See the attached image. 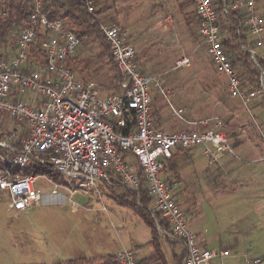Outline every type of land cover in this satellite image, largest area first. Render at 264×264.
<instances>
[{"label": "built area", "instance_id": "1", "mask_svg": "<svg viewBox=\"0 0 264 264\" xmlns=\"http://www.w3.org/2000/svg\"><path fill=\"white\" fill-rule=\"evenodd\" d=\"M84 2L87 12L93 14L92 0ZM193 3L198 34L216 73L226 80L228 97L247 106L255 94L249 95L242 87L241 76L222 45L220 22L236 11L244 17L240 26L254 42L249 53L255 60L260 50L264 53V23L257 12L258 0ZM42 6L43 0H31L28 24L18 33L14 54L0 59V115L17 128L0 140V195L9 201L6 210L24 212L38 206L39 188L44 184L51 187V195L63 192L70 200L88 189L99 194L97 183L109 186L117 180L133 191L145 183L152 199L151 213L167 226H157V232L182 247L181 264H212L215 259L229 257L228 251L209 250L198 243L173 197V187L164 179L174 150L202 147L204 155L215 161L216 153L230 150L225 133L211 129L191 133L157 130L151 91L160 89L162 81L139 71L127 32L115 24L101 25L99 33L122 81L119 93L101 96L95 84L77 79L66 68L65 61L75 53L79 39L63 20L48 19ZM39 29L45 37L37 44ZM189 64L188 59H179L175 69ZM263 78L264 72L262 89ZM22 127L27 137L19 140ZM128 156L134 158L135 165ZM33 165L60 175L67 185H56L44 174L22 176L18 172ZM115 260L117 264H138L130 249H120Z\"/></svg>", "mask_w": 264, "mask_h": 264}, {"label": "rangeland", "instance_id": "2", "mask_svg": "<svg viewBox=\"0 0 264 264\" xmlns=\"http://www.w3.org/2000/svg\"><path fill=\"white\" fill-rule=\"evenodd\" d=\"M193 5V0H98L95 9L101 11L100 26L115 24L127 32L139 71L160 77L158 90L162 93L155 95L160 98H155L153 109L159 108L162 117L157 115L161 120L155 121L156 129L158 125L167 133L194 126L205 130L200 126L204 123L207 130H221L226 136L240 132L249 136L246 149L233 148L229 143L230 150L216 153L218 164H228L225 175L232 171V179L226 188L210 190L199 198V224L206 230L209 250L230 253L229 258L215 259L213 264H264L263 89L245 87L255 94L247 106L228 97L226 80L215 72L198 34ZM257 6L264 23V0H258ZM19 31L9 33L7 44L0 50L2 55L14 54ZM102 42L107 46L100 34L80 40L69 59L85 61L73 74L95 84L106 96L118 92L121 78L116 67L111 68L113 61L109 65L107 58L101 57ZM183 58L188 59L189 66L175 69L176 61ZM216 124L220 126L215 128ZM15 128L12 120L0 115L1 133L7 136ZM22 130L19 139L27 137ZM97 185L100 200L98 192L91 189L68 200L63 192L51 195V187L44 184L39 188L40 204L24 212L7 211L9 201L0 195V264L100 263L122 248L135 252L138 260L149 256L148 227L136 214L117 206L106 186ZM163 246L170 258L171 246ZM181 250L179 247L176 252Z\"/></svg>", "mask_w": 264, "mask_h": 264}, {"label": "trees", "instance_id": "3", "mask_svg": "<svg viewBox=\"0 0 264 264\" xmlns=\"http://www.w3.org/2000/svg\"><path fill=\"white\" fill-rule=\"evenodd\" d=\"M92 5L94 7V13L89 14L85 7L84 0H43L42 11L47 16L48 19H60L66 22L67 27L71 30L76 37L80 40L86 39L89 36L96 35L99 33L100 20L98 18L100 10L95 8L98 5V0H92ZM31 11V0H0V50L3 46L7 44V37L12 29L21 30L23 27L28 24V16ZM257 12L259 13V8L257 6ZM244 17L239 12H232L231 18H226L220 22V34L222 36V45L226 50L227 54L230 56L233 66L238 70V73L242 79V87L245 89L246 86H251L261 90L262 83V72H264V53L260 50L257 56L252 59L249 50L254 48V42L251 38L247 36V29L243 26ZM38 37L36 43L38 44L42 38L45 37L42 34V30H38ZM202 41V39H201ZM101 57L107 58L108 64L111 65L112 60L108 47L101 44ZM37 48L35 47L32 51L35 55ZM15 51V47H14ZM9 56H4L0 53V59H8ZM29 59V63L31 62ZM211 62V61H210ZM85 64V61L75 62V59H66L65 66L71 71H78L81 66ZM111 68L115 69V66L112 65ZM117 71V69H115ZM215 70V69H214ZM216 72V71H215ZM82 71H80V74ZM120 75V73H119ZM120 82L122 81V76L120 75ZM120 84V83H119ZM119 85H117L118 87ZM99 90L98 86H96ZM119 89V87H118ZM263 89H264V78H263ZM100 91V90H99ZM120 89L118 92L119 93ZM155 94L153 97L152 94V113L155 122V118L159 114V108L153 109V104L156 101L155 96L157 93H162L160 90L155 89ZM246 91V90H245ZM251 90L246 91L249 95ZM160 98V97H159ZM180 113L182 110H178ZM161 117V116H159ZM158 117V118H159ZM156 118L157 122H160L161 118ZM232 119V117H230ZM230 119L224 122L225 128H227L230 123ZM161 125V124H159ZM200 126L201 123H200ZM198 127V126H197ZM196 126L193 128L185 127L180 132L191 133L194 131L201 132L204 131L202 128L198 129ZM207 130V125L202 126ZM157 130L164 129L162 126L157 125ZM195 129V130H194ZM221 131V130H220ZM237 134H229L227 136L228 142L233 148L238 145L239 140H237ZM5 137V134L0 132V140ZM233 138V139H231ZM21 139V138H20ZM19 139V140H20ZM232 140L234 143H232ZM236 142H235V141ZM134 165L136 164L134 158L127 157ZM171 159L167 161L169 170L173 171L171 164ZM22 176L26 175H37L44 174L47 176L54 184L56 185H67L66 181L60 175H57L54 172L48 171L44 167L40 166H30L23 170L18 171ZM166 181V180H165ZM169 185L170 182L166 181ZM109 191L108 196L113 200V202L124 209L130 210L142 220V222L148 227L150 231V240L148 245L150 246L152 253L138 260V264H181L183 259V252H176L175 248L180 246L170 242L167 238L159 236L157 232V226L161 228H167L164 222L159 219L158 215L151 213L150 207L152 205V199L148 195V191L145 183H142L136 190H130L120 184L117 180H112L111 185L106 186ZM164 244L171 246L172 249L170 258L165 253ZM174 247V248H173ZM68 264H117L115 262V256H107L102 262L96 263L93 260H70Z\"/></svg>", "mask_w": 264, "mask_h": 264}, {"label": "crops", "instance_id": "4", "mask_svg": "<svg viewBox=\"0 0 264 264\" xmlns=\"http://www.w3.org/2000/svg\"><path fill=\"white\" fill-rule=\"evenodd\" d=\"M99 1L103 3V0ZM182 5L180 4L181 8L183 7ZM100 95L102 96L101 93ZM233 101L236 102L237 100ZM160 116L162 117V114H160ZM236 137L237 140H239V143L235 148L241 150L246 149L245 145L247 144L245 143L249 136L244 134L242 135L240 132V134ZM242 137L243 140L240 139ZM232 143H234L233 140ZM171 156L173 171L169 170L167 164L164 169V179L170 182L173 187V197L179 204L181 208L180 210H182L184 214L189 230L195 235L198 243L203 248L208 249V238L205 236L206 230L201 224H199L202 219L201 214L198 211L199 198L202 194H206L210 190H212V192H218L226 188V186L230 183V181H228L229 178L232 179V171L228 173V176L225 175V172H227V168L229 167H227L228 164H218L216 156L215 161H212L211 158L204 155L203 149L200 148H192L188 151L177 149L173 151ZM196 200H198L197 203H195ZM175 250H178V248L176 247ZM229 257L227 256L225 258ZM235 263L236 262L232 264Z\"/></svg>", "mask_w": 264, "mask_h": 264}]
</instances>
